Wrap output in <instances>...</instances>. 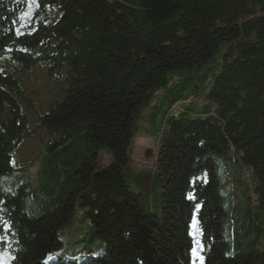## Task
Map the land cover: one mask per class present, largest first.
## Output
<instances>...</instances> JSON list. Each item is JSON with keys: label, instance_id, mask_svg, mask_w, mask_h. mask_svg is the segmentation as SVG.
<instances>
[{"label": "trees", "instance_id": "16d2710c", "mask_svg": "<svg viewBox=\"0 0 264 264\" xmlns=\"http://www.w3.org/2000/svg\"><path fill=\"white\" fill-rule=\"evenodd\" d=\"M34 67L57 90L36 116L48 141L32 191L17 162L32 135L18 74ZM199 99L201 112L174 114ZM145 119L152 175L130 169ZM82 140L84 156L69 158ZM234 165L248 216L231 211ZM77 216L91 249L65 240ZM61 250L72 257L48 259ZM0 253L9 264H264V0H0Z\"/></svg>", "mask_w": 264, "mask_h": 264}, {"label": "rangeland", "instance_id": "374dc122", "mask_svg": "<svg viewBox=\"0 0 264 264\" xmlns=\"http://www.w3.org/2000/svg\"><path fill=\"white\" fill-rule=\"evenodd\" d=\"M32 9L33 4H30L26 10L22 18L23 26H27L31 23L32 19ZM18 77L21 81L22 91L24 92V97L26 96V101L22 106V111L28 117V125H27V133L32 134L30 137H24L18 147L17 150V162L19 166L23 169V172L27 174L28 178L33 179L31 190L33 191L36 183L34 179L36 178L39 170V166L42 163V166L45 164L44 160L46 153H41L43 144L41 141L46 143L48 141L47 135L44 131L34 132L36 125L38 124L36 116L39 114L44 113L47 110V106L51 99L54 96L56 89L55 83L49 82V77L45 74V70L41 67H34L32 70L27 71L24 70ZM163 90L159 91L154 98V101L160 100V98L164 95ZM161 102V100L159 101ZM156 105V103H155ZM196 109L197 112H201L204 109V102L202 99L199 100H190L189 102H182L180 104H176L174 107L175 111L174 114L180 113L182 108L186 106H192ZM173 110V111H174ZM145 119L141 125V129L138 136L134 139L131 149V156H130V169L134 173H141L147 172L148 174L152 175L153 168H154V161H155V152L157 148V140L154 136L148 135L144 129L148 128V122ZM41 143V144H40ZM87 146L85 142H79L76 146H74L70 152L69 158H74L77 156H84L85 150ZM102 150H100V153ZM105 153V152H104ZM103 154V162L108 164L109 156ZM39 165V166H38ZM103 165V164H102ZM104 166V165H103ZM43 169V168H42ZM224 173L230 174L231 180L230 182H226L225 184L229 183L230 185V201H231V211L237 208L239 211L242 212L245 216L250 215L252 212H256L254 209L251 201L247 199L248 194L246 193V185L242 179V172L238 165H234L230 170L229 167L226 166L224 168ZM219 173L221 174V170L219 169ZM245 177L248 178L250 173L248 171L243 172ZM134 183V181H133ZM133 183H131L133 187ZM222 187H224L222 185ZM224 190V188H222ZM135 191V190H133ZM137 194H140L139 191H135ZM225 192V191H224ZM156 194H154L155 196ZM158 196V193H157ZM152 198V197H151ZM151 211L158 212L159 206L156 203L152 204L150 207ZM233 213V211H232ZM89 225L85 221H80L79 216L77 219L69 225L68 227L64 228V237L69 244V248H72L74 245L77 244L79 238L86 240L83 241L80 245L91 249L95 244L98 243L96 237L88 236L86 233L89 232ZM229 230L231 234L236 233V226L233 221V224L229 225ZM90 235V234H89ZM88 236V237H87ZM235 239L233 240V243ZM231 243V244H233ZM79 245V247H80ZM67 249V248H66ZM72 250H61L52 254L48 259L55 261L59 257H72ZM80 256V253L76 255V257ZM10 257L5 253H0V264H9Z\"/></svg>", "mask_w": 264, "mask_h": 264}, {"label": "snow or ice", "instance_id": "6c2138e0", "mask_svg": "<svg viewBox=\"0 0 264 264\" xmlns=\"http://www.w3.org/2000/svg\"><path fill=\"white\" fill-rule=\"evenodd\" d=\"M190 198H194V197H190ZM193 227L194 228L196 227V219H195V217H193ZM194 254H195V252H194Z\"/></svg>", "mask_w": 264, "mask_h": 264}]
</instances>
